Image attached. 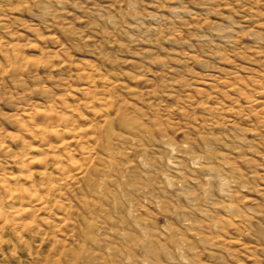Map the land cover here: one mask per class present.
Masks as SVG:
<instances>
[{
    "label": "rangeland",
    "instance_id": "374dc122",
    "mask_svg": "<svg viewBox=\"0 0 264 264\" xmlns=\"http://www.w3.org/2000/svg\"><path fill=\"white\" fill-rule=\"evenodd\" d=\"M20 204L0 264H264V0H0Z\"/></svg>",
    "mask_w": 264,
    "mask_h": 264
},
{
    "label": "bare ground",
    "instance_id": "6f19581e",
    "mask_svg": "<svg viewBox=\"0 0 264 264\" xmlns=\"http://www.w3.org/2000/svg\"><path fill=\"white\" fill-rule=\"evenodd\" d=\"M257 103V102H256ZM39 113V112H38ZM37 128V127H36ZM67 129V128H66ZM66 129H64L63 131H61V130H59V129H57V128H52L49 132H48V134H53L54 135V137H64V136H66V135H70L72 132L70 131V129H68V130H66ZM41 132V131H40ZM42 132H44V131H42ZM47 134V135H48ZM42 136H44V135H42ZM64 140V139H63ZM63 140H61V141H63ZM64 142V141H63ZM43 156V155H42ZM46 158V157H45ZM35 160V159H34ZM33 160V161H34ZM43 160V159H42ZM37 161V160H36ZM44 162V161H43ZM76 163V162H75ZM57 166H58V164H57ZM61 168V171L63 172V169H62V167H60ZM59 168V169H60ZM65 170V169H64ZM57 172V171H56ZM61 172V173H62ZM64 174V173H63ZM62 174V175H63ZM61 175V174H60ZM65 175H67V174H65ZM53 176V175H52ZM64 176V175H63ZM60 177V176H59ZM65 177V176H64ZM67 177V176H66ZM53 179V178H52ZM63 179V178H62ZM63 181V180H62ZM48 184V183H47ZM56 189V188H55ZM31 190H33V188L31 189ZM23 191V190H22ZM37 191V190H36ZM36 191H33V192H36ZM52 192V191H51ZM9 196V195H8ZM13 196V194H11V197ZM10 197V196H9ZM30 197V196H29ZM30 198H32V197H30ZM19 200V199H18ZM17 201V200H16ZM37 201H43V199L41 198V197H38V199H37ZM45 201V200H44ZM47 201V200H46ZM40 202V203H41ZM18 203V202H17ZM43 203H45V202H43ZM45 205V204H44ZM20 206H21V204H20ZM23 206V205H22ZM21 206V207H22ZM36 207V206H35ZM43 207V206H42ZM45 207H47V206H45ZM1 208V207H0ZM27 208V207H26ZM23 207H22V209L21 208H19L17 205H13V206H11L7 211H4V212H2L1 210H0V217H8V214H6V213H9V215L11 214L13 217H17V216H19V215H21L22 214V212H23ZM40 209V208H39ZM38 209V210H39ZM48 209V208H47ZM43 210V209H42ZM26 211V210H25ZM47 211V210H46ZM20 217V216H19ZM60 218V217H59ZM7 221V220H6ZM5 221V222H6Z\"/></svg>",
    "mask_w": 264,
    "mask_h": 264
}]
</instances>
